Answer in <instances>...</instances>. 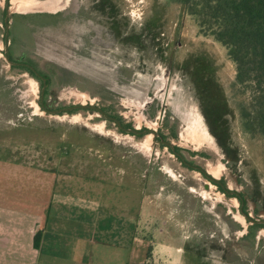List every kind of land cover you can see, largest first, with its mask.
Listing matches in <instances>:
<instances>
[{"label": "rangeland", "instance_id": "rangeland-1", "mask_svg": "<svg viewBox=\"0 0 264 264\" xmlns=\"http://www.w3.org/2000/svg\"><path fill=\"white\" fill-rule=\"evenodd\" d=\"M8 10L9 56L32 60L45 86L5 60L0 26V174L33 184L35 198L53 189L50 216L63 202L67 227L128 217L144 264H264V135L212 21L182 0H9Z\"/></svg>", "mask_w": 264, "mask_h": 264}, {"label": "crops", "instance_id": "crops-1", "mask_svg": "<svg viewBox=\"0 0 264 264\" xmlns=\"http://www.w3.org/2000/svg\"><path fill=\"white\" fill-rule=\"evenodd\" d=\"M12 173L0 174V264L146 262L145 243L130 238L132 222L128 217L111 218L109 222L106 216L100 220L94 218V222L77 219L67 227L59 213L63 202L50 216L53 189L48 188L45 194L35 198L33 184L13 183ZM37 231L40 238L35 246Z\"/></svg>", "mask_w": 264, "mask_h": 264}, {"label": "trees", "instance_id": "trees-1", "mask_svg": "<svg viewBox=\"0 0 264 264\" xmlns=\"http://www.w3.org/2000/svg\"><path fill=\"white\" fill-rule=\"evenodd\" d=\"M182 2L188 14H199L203 21L214 23L216 37L225 44L235 64L237 82L244 87L250 85L253 110L246 115H251L248 123L264 135V0ZM39 238L37 231L35 246Z\"/></svg>", "mask_w": 264, "mask_h": 264}, {"label": "flooded vegetation", "instance_id": "flooded-vegetation-1", "mask_svg": "<svg viewBox=\"0 0 264 264\" xmlns=\"http://www.w3.org/2000/svg\"><path fill=\"white\" fill-rule=\"evenodd\" d=\"M5 1H6V6L4 8H2V6H1V8L3 10L2 12L4 13V18H3L2 23L0 24V26H2V25L4 26V34H3V38H2V43H3V49L2 50H3V53L5 55V60L8 63H10V66L24 68V69L28 70L29 72H31L32 74L38 76L42 80V82H43L42 87L44 88V86H45L44 78L41 77L40 74H38V71L36 70L35 65L32 62V60H28V57L24 56V55L20 56L17 60H14L13 58H11L9 56V53H8V44H9L8 33H9L10 25L8 24V21H9V17H10L11 13L8 10V1L9 0H5ZM10 23H11V21H10ZM43 88L41 90V97H42V94H43ZM40 105H41V107L43 109H45L44 106H43V103H42V98L40 99ZM97 108H99V107H97ZM96 110H98L105 118H107L111 122H114V124L118 128H120L122 131H126V132L133 133V134H139L140 132H145L146 131V129H144L142 131H139V130H137L135 128L128 127V125L123 124L116 117L111 116L108 113L104 112V110L102 108H99V109H96ZM153 133L156 135L155 132H153ZM154 138H155V140H157L161 144H164L165 146H168L169 149H170V152L172 154H174L180 160V163L187 164V162L183 159L181 154L175 149L174 145H172V143L169 140H165V139H162V138H157L156 136ZM207 178H209L213 182H215L218 185H220V183L218 181L211 179L209 176H207ZM242 203L243 202H241V205H242ZM246 218L249 219L248 217H246ZM252 222H257V221H255V220L253 221L252 220ZM259 222L264 227V219H260Z\"/></svg>", "mask_w": 264, "mask_h": 264}, {"label": "water", "instance_id": "water-1", "mask_svg": "<svg viewBox=\"0 0 264 264\" xmlns=\"http://www.w3.org/2000/svg\"><path fill=\"white\" fill-rule=\"evenodd\" d=\"M77 107H88V108L99 109V108H97V107H95V106H92V105H74V106L69 107V109H70V108H77ZM55 111H58V110H55Z\"/></svg>", "mask_w": 264, "mask_h": 264}]
</instances>
